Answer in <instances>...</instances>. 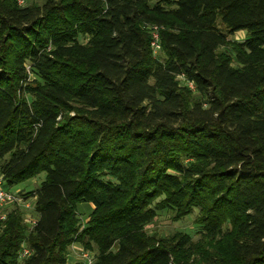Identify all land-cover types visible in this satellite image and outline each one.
<instances>
[{"label": "trees", "instance_id": "trees-1", "mask_svg": "<svg viewBox=\"0 0 264 264\" xmlns=\"http://www.w3.org/2000/svg\"><path fill=\"white\" fill-rule=\"evenodd\" d=\"M39 1L0 0V176L35 215L0 264H264V0ZM164 210L199 240L147 234Z\"/></svg>", "mask_w": 264, "mask_h": 264}, {"label": "rangeland", "instance_id": "rangeland-1", "mask_svg": "<svg viewBox=\"0 0 264 264\" xmlns=\"http://www.w3.org/2000/svg\"><path fill=\"white\" fill-rule=\"evenodd\" d=\"M32 2L40 3L39 0H31ZM219 23V20H218ZM239 33V32H238ZM238 34L236 33L235 36L232 38L235 39ZM223 49H220L219 51H222ZM44 179V175H40L35 179H32L26 183H23L21 185H18L15 188H12V192L16 193L18 196L21 193H27L29 191L34 190L38 187L40 182ZM17 197V196H16ZM21 196L18 197L20 199ZM23 199V198H22ZM21 202H13L11 204L6 205L3 208V212L6 217V213L9 211H12L13 209L19 208L24 212V223L29 225L31 227L33 225V222H35V215L33 213V201L24 199ZM81 209H92L93 206L87 205V206H81ZM87 211V210H86ZM79 216L82 223H85L86 215ZM197 211H193L190 215L180 218L178 220H174V215L170 211H159L157 212V217L154 220V222L146 227V233L149 235H155L157 237H169L176 233H181L188 235L192 241H198L200 238L199 232L201 231V228L197 226L195 223L196 217H197ZM2 228V227H1ZM0 228V229H1ZM86 255H88V258H91L90 264H93L95 255L93 252L85 251L82 247V245H79L77 243H73L69 247V257H68V264H89L88 258H84Z\"/></svg>", "mask_w": 264, "mask_h": 264}, {"label": "built area", "instance_id": "built-area-1", "mask_svg": "<svg viewBox=\"0 0 264 264\" xmlns=\"http://www.w3.org/2000/svg\"><path fill=\"white\" fill-rule=\"evenodd\" d=\"M18 7L24 8L27 7L31 0H14ZM159 28L156 26H153L151 28L150 36H151V42H150V48L152 50L153 55H157L160 51V43H159V34H158ZM181 80H183V77H180ZM186 86L193 90L194 85L192 82H186ZM13 202H21V198L18 199L15 195L7 192L3 188V181L2 177L0 176V210H2L6 205L11 204ZM6 217L3 212L0 211V228L2 227L3 221H5ZM35 222H33L34 224ZM1 230V229H0ZM31 254V251L27 249L26 247L22 246L21 251L19 253V258H25L28 257ZM84 258H88V255H86ZM88 262L90 264L91 258H88ZM92 263V262H91Z\"/></svg>", "mask_w": 264, "mask_h": 264}, {"label": "crops", "instance_id": "crops-1", "mask_svg": "<svg viewBox=\"0 0 264 264\" xmlns=\"http://www.w3.org/2000/svg\"><path fill=\"white\" fill-rule=\"evenodd\" d=\"M238 34V36H236V38H235V40L237 41V42H241V41H243L244 40V37H245V34L243 33V32H239V33H237ZM235 36V35H234Z\"/></svg>", "mask_w": 264, "mask_h": 264}]
</instances>
